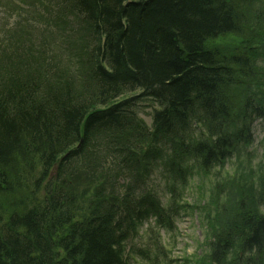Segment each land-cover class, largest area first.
Wrapping results in <instances>:
<instances>
[{
	"label": "trees",
	"instance_id": "obj_1",
	"mask_svg": "<svg viewBox=\"0 0 264 264\" xmlns=\"http://www.w3.org/2000/svg\"><path fill=\"white\" fill-rule=\"evenodd\" d=\"M60 1L84 31L78 72L56 79L34 56L0 54V264H130L126 245L141 223L172 229L177 187L195 169L223 168L264 127V91L236 102L241 82L256 80L253 52L209 46L244 35L251 0ZM140 98L158 105L151 128L138 119ZM97 148L118 173L79 218L66 179ZM159 168L172 182L166 207L139 178ZM251 185L217 227L209 264H264V197Z\"/></svg>",
	"mask_w": 264,
	"mask_h": 264
},
{
	"label": "rangeland",
	"instance_id": "obj_2",
	"mask_svg": "<svg viewBox=\"0 0 264 264\" xmlns=\"http://www.w3.org/2000/svg\"><path fill=\"white\" fill-rule=\"evenodd\" d=\"M60 3V0H0V54L10 47L12 51L16 48L18 54L34 56L40 63L56 69V79L68 72H78L85 53L84 31L63 13ZM242 10L248 20L244 35H228L209 42L210 47L227 55L245 49L253 52L256 80L247 83V87L241 82L236 94L237 105L245 94L264 91V0H251ZM132 96L125 94L123 98ZM156 109L157 103L150 98L137 100L138 119L147 127L151 128ZM253 133L254 143L240 147L223 168L212 172L195 169L187 185L177 187L178 213L172 229L156 227L153 219L141 223L135 237L126 245L130 264H209V245L217 227L234 217L240 186L252 183L256 198L264 197L261 122L255 124ZM107 156L103 148L89 149L66 179L72 193L78 196L79 218L88 215L96 188L118 173L117 161ZM122 175L119 180L122 185L133 180L130 174ZM139 175L147 191L168 206L172 182L166 172L159 168L149 177L144 173ZM259 184L263 187H258ZM43 192L39 191L36 196L41 199ZM234 264L240 263L234 259Z\"/></svg>",
	"mask_w": 264,
	"mask_h": 264
}]
</instances>
